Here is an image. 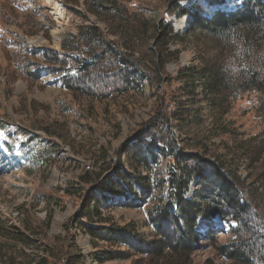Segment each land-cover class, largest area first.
I'll return each instance as SVG.
<instances>
[{
  "label": "trees",
  "instance_id": "1",
  "mask_svg": "<svg viewBox=\"0 0 264 264\" xmlns=\"http://www.w3.org/2000/svg\"><path fill=\"white\" fill-rule=\"evenodd\" d=\"M133 1L85 0L86 10L78 12L96 15L107 31L97 22L81 24L63 35L61 50L46 49L42 65L33 62L35 72L23 64V73L38 81L44 68L58 72L66 90L91 99L153 96V110L116 153L95 152L104 168L86 169L77 188H68V194L78 192L86 222H71L64 234L49 235V222L24 209L25 226L0 224V241L5 247L39 242L43 254L29 264H89V259L137 264L142 255L156 264H195L199 242L210 231H223L225 223L232 238L216 245L217 255L227 264H264V0H240L230 8L223 6L227 0H195L190 6L163 0L159 17L132 10ZM196 4L210 9L203 12ZM174 14L192 20L178 30ZM190 36L196 58L176 75L168 73L166 65L179 60ZM173 80L179 84L170 90ZM250 91L256 92V124L246 127L229 115ZM0 130L19 142V148L7 143L19 155L49 162L59 154L57 144L46 154L39 150L33 124L22 126L3 113ZM109 202L113 208L146 207L152 233L104 212ZM201 219L218 220V226L201 227ZM70 227L90 236L92 251L84 252ZM209 239L202 246L216 236Z\"/></svg>",
  "mask_w": 264,
  "mask_h": 264
},
{
  "label": "rangeland",
  "instance_id": "2",
  "mask_svg": "<svg viewBox=\"0 0 264 264\" xmlns=\"http://www.w3.org/2000/svg\"><path fill=\"white\" fill-rule=\"evenodd\" d=\"M49 1V2H48ZM0 0V115L25 126L33 124L34 133L39 136V150L46 154L49 145L57 144L59 154L47 162L42 158H30L11 151L7 144L11 141L0 130V224H15L23 228L27 222L24 209L33 217L49 222V235L64 234L67 224L81 220L87 221L81 206L78 192L68 194L71 186L77 188L78 176L86 169L104 168L105 162L96 161L95 152L106 148L109 155L116 153L126 140L134 134L154 108L156 97H144L137 94L118 95L107 99H91L66 90L58 79V72L42 71L40 80H30L24 75L23 64L37 70L36 63L43 61L46 49L61 50L62 37L67 32L78 31L81 24L97 22L102 28L105 23L98 21L96 15L83 16L85 0ZM53 1L60 7L61 13L53 8ZM143 1V8H138ZM195 0H181L183 6L194 4ZM240 0H227L223 6L233 7ZM132 10L143 12L147 16L159 17L165 9L163 0H134ZM199 10L207 12L206 4H196ZM176 29H185L191 22V16H171ZM61 27L60 31L55 30ZM110 37H113L111 34ZM196 41L190 36L183 43L179 60L166 65L167 72L176 75L179 67L194 61L197 56ZM27 48V50H26ZM27 56L30 58L27 60ZM44 63V62H43ZM40 65V66H41ZM39 67V66H38ZM179 82L173 80L169 89L177 88ZM148 93L149 86L145 87ZM256 92L250 91L240 96L229 117L246 127L256 124L253 100ZM47 132L55 133L48 136ZM80 145L86 146L80 151ZM51 147V146H50ZM51 162V163H50ZM49 193V198L46 194ZM109 202V211L121 220H134L140 231L150 235L152 227L147 221L146 207L113 208ZM218 220H200V226L211 228L218 226ZM72 225V223H71ZM223 231H210L207 239L199 242L194 252L195 264H227L228 261L217 255L216 245L228 243L232 238L229 226L221 224ZM76 234V241L85 253L93 250L90 236L79 229L70 227ZM212 236L216 241L208 244ZM206 238V236H205ZM43 254V246H8L0 241V264H29L30 260ZM142 255L137 264H156L157 259ZM164 258H162L163 260ZM167 259H172L168 257ZM161 261V260H160ZM131 260H116L106 263L88 260L89 264H131ZM35 264V261L32 263Z\"/></svg>",
  "mask_w": 264,
  "mask_h": 264
},
{
  "label": "bare ground",
  "instance_id": "3",
  "mask_svg": "<svg viewBox=\"0 0 264 264\" xmlns=\"http://www.w3.org/2000/svg\"><path fill=\"white\" fill-rule=\"evenodd\" d=\"M48 1V0H47ZM51 1V0H50ZM49 2V1H48ZM52 2V1H51ZM53 5V8L56 10V12L57 13H61V10L62 9H60V7L58 6V4L55 2V1H53V3H52ZM61 30V27H59V28H57L54 32H55V34H57L56 32L57 31H60Z\"/></svg>",
  "mask_w": 264,
  "mask_h": 264
}]
</instances>
